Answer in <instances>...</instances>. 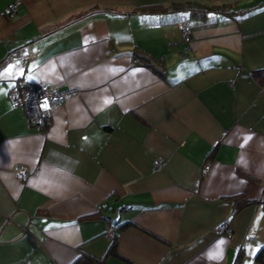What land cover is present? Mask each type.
Here are the masks:
<instances>
[{
    "label": "crops",
    "instance_id": "0c3cea01",
    "mask_svg": "<svg viewBox=\"0 0 264 264\" xmlns=\"http://www.w3.org/2000/svg\"><path fill=\"white\" fill-rule=\"evenodd\" d=\"M174 1L240 14L147 7ZM15 48L26 60L2 64ZM260 68L264 0H0V264L101 257L112 224L116 253L90 264H231L240 247L257 264ZM39 82L77 90L41 125L6 94Z\"/></svg>",
    "mask_w": 264,
    "mask_h": 264
},
{
    "label": "built area",
    "instance_id": "2783aa9c",
    "mask_svg": "<svg viewBox=\"0 0 264 264\" xmlns=\"http://www.w3.org/2000/svg\"><path fill=\"white\" fill-rule=\"evenodd\" d=\"M16 1H13L9 5V9L15 10ZM182 32L185 37H188L190 34L189 28H182ZM20 60L24 62L26 60V54L20 48H15L9 50L2 59L3 63L13 62L15 60ZM77 92L75 88H63L59 89L49 84L38 83L35 86H29L26 84H15L11 85L7 89V98L10 103L14 106H20L23 108L27 119L33 123L43 122L48 115L51 113V110L62 102H64L68 97L74 95ZM161 166L160 162L157 164ZM15 172L23 176L25 170L22 166H16L14 168ZM207 171V166L205 165L202 168V172ZM225 226L220 225L218 230L223 229ZM120 230L114 224L110 225L106 231V234L113 238L118 236Z\"/></svg>",
    "mask_w": 264,
    "mask_h": 264
},
{
    "label": "trees",
    "instance_id": "16d2710c",
    "mask_svg": "<svg viewBox=\"0 0 264 264\" xmlns=\"http://www.w3.org/2000/svg\"><path fill=\"white\" fill-rule=\"evenodd\" d=\"M198 2H189V1H174L170 4H151L148 5L147 7H154L153 9H151V11H156V10H165L167 11L168 9H172V8H181V7H186L187 9H192V12L198 13L200 15H203L204 13H206L207 11H217V10H221V11H225L227 13H237L240 14L239 11H234V8L231 4H212L209 6L206 5H200L197 4ZM242 13V12H241ZM142 61L147 63L148 65H152L154 66L152 60L149 57H145L143 56ZM253 75L255 77H257L259 80L264 82V68H260V69H254L252 71ZM232 197L237 198L235 201V205L237 206V204L242 203L240 206H243L244 203H249L250 200H248L246 197L242 196L241 194H234ZM239 207V206H238ZM128 224V223H126ZM116 236H114L111 239L110 245L108 247V250L106 252V254H104L101 257L92 255L84 250H82V252L75 257L69 264H90V263H95V262H102L104 257L106 255H108L109 253H116ZM245 250L243 247H240L237 250V253L235 255L234 260L232 261L231 264H241V258L244 255ZM254 259L256 260L257 264H264V247L260 248L259 251L255 254Z\"/></svg>",
    "mask_w": 264,
    "mask_h": 264
},
{
    "label": "rangeland",
    "instance_id": "374dc122",
    "mask_svg": "<svg viewBox=\"0 0 264 264\" xmlns=\"http://www.w3.org/2000/svg\"><path fill=\"white\" fill-rule=\"evenodd\" d=\"M8 51H9V50H8ZM8 51H7V52H8ZM7 52H6V53H7ZM6 53H5V54H6ZM4 56H5V55H4ZM4 56H3V57H4ZM2 59H3V58H2ZM2 59H1V63L4 64V63L2 62ZM7 63H9V62H7ZM39 83H42V82H39ZM15 84H24V83H14V84H12V85H15ZM26 85H27V84H26ZM36 85H37V84H36ZM29 86H31V85H29ZM34 86H35V85H34ZM44 121H45V120H44ZM44 121H43V122H44ZM43 122H41V123H39V124L41 125V124H43ZM119 234H120V232H119ZM119 234H118V235H119ZM116 237H117V236H116Z\"/></svg>",
    "mask_w": 264,
    "mask_h": 264
}]
</instances>
